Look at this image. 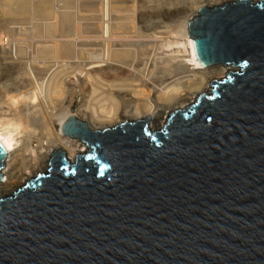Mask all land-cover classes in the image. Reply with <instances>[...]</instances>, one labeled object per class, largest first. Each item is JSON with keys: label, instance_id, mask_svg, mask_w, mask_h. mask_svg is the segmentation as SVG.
Masks as SVG:
<instances>
[{"label": "water", "instance_id": "obj_1", "mask_svg": "<svg viewBox=\"0 0 264 264\" xmlns=\"http://www.w3.org/2000/svg\"><path fill=\"white\" fill-rule=\"evenodd\" d=\"M201 7L186 24L202 68L237 69L167 115L91 131L0 199V264H264V1ZM6 150L0 143V171ZM2 181L0 173V182Z\"/></svg>", "mask_w": 264, "mask_h": 264}, {"label": "bare ground", "instance_id": "obj_2", "mask_svg": "<svg viewBox=\"0 0 264 264\" xmlns=\"http://www.w3.org/2000/svg\"><path fill=\"white\" fill-rule=\"evenodd\" d=\"M159 1L161 2L157 3ZM169 1L80 0V3H76H79L77 11L80 14H77L81 17H77L85 23L87 20L85 26L78 25L80 21L76 22L73 14L75 20H72V3L70 7L64 6L62 11H57L59 14L54 12L57 14L56 19L47 21L46 24L44 21L50 20L53 13L49 5L56 2L51 4L50 1L47 4L42 0H35L34 3L31 1L32 4L26 10L30 9L31 16L35 17L33 19L30 16L31 23L32 19L34 22L37 18L44 20L42 25L45 23L46 27L42 26L41 29L44 32L45 27L46 34L43 36L42 32L43 37L47 34V37H52L51 27L55 25L60 31H57L59 36L65 32L62 40H49L50 44L43 43L44 39L38 37V21V27L34 25V30L31 25L33 31L27 28L23 32L25 26H30L25 25L22 20L16 21L18 24L8 21L0 12V143L6 150V159L2 172L0 171V199L10 197L17 188L27 180H34L38 174L48 173L51 151L64 150L69 163H72L76 155L84 153V143L60 133V126L68 117L73 116L74 119L85 122L91 131L103 132L104 129L111 131L125 122L143 121L147 115L150 117L146 126L148 132L157 133L163 130L168 114L194 104L195 98L202 94L209 95V82L220 81L228 72L237 71L221 65L200 67L193 57L191 38L186 36L187 22L198 17L196 12L201 7L211 8L221 6L222 3L229 5L235 0H204L192 9L190 6L193 0L189 6L191 12H187L188 14L185 13L184 3L181 4L182 0ZM248 1L252 5L260 3L258 0ZM60 3L59 1L60 6L68 5L66 2ZM0 4L4 7L10 5L9 0H0ZM41 5L43 8L40 9ZM56 8L58 10V6ZM182 15L185 16L184 20L181 19ZM179 18L183 21L178 20L176 23ZM91 20L97 21L96 25ZM21 22L25 25L24 29L20 28L23 33L19 32V28V31H14L19 32L18 36L22 37H16L13 29ZM169 22L177 24L175 26L172 23L177 29L172 28V24L167 26ZM171 28L183 37L182 41L186 45L181 42L172 43L171 40L174 37L176 39V35L172 38L173 35L169 32L172 45L168 41L169 45L166 43L163 46L180 47L184 55L174 51L176 55L174 53L173 57L170 56L171 59L166 58L164 61L161 57L163 61L159 58L158 62L153 59L157 47L155 42H159L161 37L167 38L169 34H164L172 30ZM29 30L28 33L41 40L34 43L35 52L30 50V53L34 52L32 57L27 55L29 49H26L27 53L23 49L29 41V34L26 35ZM1 36L8 39L4 45L1 44ZM33 37L30 36L35 40ZM77 46H88L90 52L93 48L96 51V55L93 52L94 59L89 60V52L86 53L88 60H83L85 56L80 58L85 54L86 47H81L84 48V51L81 50L84 53L77 57V52L81 53L78 50L81 48L76 49ZM67 69L71 71H68L70 75L73 73L74 77H71H76L80 91L86 92L82 105L75 111L68 109L73 89L68 88L69 84L67 88L64 87L63 78L69 75ZM3 101L6 103L3 105H7V108L3 106L5 111L2 109ZM52 123L57 129L52 130Z\"/></svg>", "mask_w": 264, "mask_h": 264}, {"label": "rangeland", "instance_id": "obj_3", "mask_svg": "<svg viewBox=\"0 0 264 264\" xmlns=\"http://www.w3.org/2000/svg\"><path fill=\"white\" fill-rule=\"evenodd\" d=\"M31 1H32V3L35 2V0H9V4H10V5H8V6H6V7H4V6H2V5L0 4V12H2V15H4L5 18H6L8 21H11V22L14 21V22H16V21H20V20H22V21H24L25 25L30 26V27H26V26L24 25V23L21 22L23 25H22L21 23H19L20 26L18 25V27H14L13 31H14V30H15V31H19V30H20L19 32H20V33H23V32H25V31L27 30V28H29L30 30H32V28H33V30H34V27L37 26V25H36V22L38 21V26H40V27H39V36H38V37H40V38L42 37V38L44 39V41L42 40L43 43L50 44L49 40L54 41V39H57V38H58L57 41L62 40V37L65 35V34H64L65 32L61 33L62 35L60 34V36H59V32H60V31L57 30V26L55 25V26L51 27V29H53L52 34H50L52 37L49 36L50 39H48L49 37H47V36H48V34H47L45 37H47L48 40L46 39V41H45V37H43V36L46 34V33H45V31H46L45 23L47 24V21H49V22L54 21V20L56 19L55 16H56L57 14H59L57 11H62V8H64V6H69V7H70V6H71L70 3H72V7L74 8V10H72L73 8H70L71 10L69 9V10L71 11L70 14H71V15L73 14V15L76 16V20H75V16L72 15V17H73L72 20H75L76 22H77V20H79L80 22H78L77 24H78V25H80V24H84L83 26H85V24L88 23L87 20H85V21H86V23H85V22H83L84 20L81 21V20H80L81 18H78V17L80 16V15H79V14H80V11H77V10L79 9L78 7H79V3H80L79 1H80V0H79V1H78V0H77V1H75V0H63V2H62V0H59V1L61 2L60 4H65V2H66V4H68V5H63V6H62V5H61V6L59 5V1H56V0L53 1V0H50V1H52L51 4H54L55 2H56V4H57V2H58L57 5H56V4H54V5H52V6L49 5V8L51 7V9H52V10H50V11L53 12V13L51 14V18H50V20H45V21H44V20H42V19H39V20H38V18H37V20H35V22H34V20H33V19H35V17H32V16H31V14H30V9H29V10H26V8H29L30 5L32 4ZM42 1H44V2L47 3V4H50V3H49V2H50L49 0H47V2H46L45 0H42ZM64 1H65V2H64ZM74 1H75V2H74ZM81 1H82V0H81ZM162 1L164 2V0H162ZM166 1H167V0H166ZM168 1H169V0H168ZM170 1L172 2L173 0H170ZM170 1H169V2H170ZM185 1H186V2H185ZM185 1L182 0V2H181V4L184 3V4H183L184 6H183V5H182V6L186 9L185 13H187V12L190 13V12H191V10L189 11V8H190V7L193 9V8H195V6H196L197 4L200 5L201 2H204V0H198V1H197V0H196V1H195V0H194V1H193V0H185ZM191 1L195 2V3L192 2V6H190V5H191ZM76 2H79V3L77 4ZM160 2H161V1H159V2H157V3H160ZM187 4H188V6H187ZM75 5H76V6H75ZM77 5H78V6H77ZM56 6H58V10H57ZM74 6H75V7H74ZM189 6H190V7H189ZM193 6H194V7H193ZM59 7H60V8H59ZM41 8H43L42 5L40 6V9H41ZM75 8H77V9L75 10ZM191 8H190V9H191ZM73 11L76 12V13H72ZM54 12H56L57 14L54 13ZM77 12H78L79 14H77ZM39 13H41V12H39ZM188 13H187V14H188ZM187 14H186V15H187ZM184 15H185V14H184ZM30 16H31V18H33L32 21H33L34 23H33V22L31 23V18H30ZM77 16H78V17H77ZM80 17H81V16H80ZM183 17H185V16L182 15V18H181V19H183ZM29 18H30V21H29ZM77 18H78V19H77ZM82 19H83V18H82ZM181 19H180V18L177 19V20H176V23H178V22H177L178 20H179V21H183V20H184V19H183V20H181ZM51 20H52V21H51ZM25 21H26V22H25ZM43 21L45 22L44 25H42V24H43ZM75 21H73V23H75ZM29 22H30V23H29ZM39 22H42V23L40 24ZM81 22H83V23H81ZM90 22H94V24H95V22H97V21L91 20ZM16 23H17V22H16ZM27 23H29V24H27ZM169 23H170V24H169ZM169 23H168V25H167V26H169V27H170V25H171L172 23L174 24V22H169ZM17 24H18V23H17ZM17 24H16V26H17ZM52 24H53V23H52ZM77 24H74V25L76 26ZM173 24L171 25V27L173 26L172 28L177 29V28H175V26H176L177 24H174L175 26H174ZM21 25H22V26H21ZM31 25H33L32 28H31ZM34 25H35V26H34ZM74 25H73V26H74ZM95 25H96V24H95ZM13 26H15V24H14ZM23 26H25V28H26L24 31L21 30V29H24ZM38 26H37V27H38ZM42 26H45V27H43V28L45 29V30L43 29L44 32H43L42 29H41ZM21 27H22V28H21ZM77 27H78L79 29L82 28V26H80V27L77 26ZM18 28H19V30H18ZM20 28H21V29H20ZM172 28H171V29H172ZM69 29H70V27H69ZM69 29H68V30H69ZM169 29H170V28H169ZM169 29H168V30H169ZM174 29H172V30H170V31H167V32L164 34L165 36H166L167 34H169V36H168V35L166 36L167 38H164L165 40H164L162 37L159 39L160 41H161V40H162V41L164 40V41H163L164 44H163V43L161 44L162 41H161V42H160V41L158 42V41L156 40L158 43L155 42L156 45H157V47H156V49H155V51H154V56H153V59H156V61L160 62V61H163L164 59L166 60V58H167V60H168V58L171 59V57H173L172 55L175 53L174 51H177L180 55H184V53H183V51H182L183 49H180V47H175V46H174V48H173V46H172V47L170 46V47H169L170 49H169V48H165V46H163V45H165L166 43H168V45H169V42H168V41H170L175 35H176V39H177V40L174 39V38H175V37H174V38L171 40L172 43H174V42H178V43H180V42H181V43H185V45H186V42H185V41H184V42L182 41V40H184L183 37H181L178 33L174 32ZM30 30L27 31V34L24 33V34H26L27 36H28V34H29V37H28V38H29V39H28L29 41H31V40H32L31 38L33 37V36L31 35L32 33H31V34L28 33V32H30ZM33 30H32V31H33ZM40 30H41V31H40ZM70 30H71V29H70ZM70 30H69V31H70ZM15 31H14V32H15ZM22 31H23V32H22ZM32 31H31V32H32ZM57 31H59V32L57 33ZM172 31H173L175 34H174ZM14 32H13V35L17 37L19 32H15V33H14ZM42 32H43V33H42ZM169 32L172 33V34H171V35H173L172 38H170L171 35H170ZM41 33H42V35H43L44 33H45V34L42 36ZM15 34H16V35H15ZM26 35H25V36H26ZM53 35H55V37H54ZM164 35L162 34L161 36L165 37ZM14 36H13V37H14ZM20 36L22 37V35H19L18 37H20ZM30 36H31V38H30ZM177 36H178V37H177ZM179 36H180V37H179ZM1 37H2V36H1ZM16 37H14V39H15ZM38 37H33V39L35 38V40H32L33 42H32V41H31V42L28 41V42H27V45L25 46V48H23V49L25 50V53H27V51H28V50H26V49H29V51H28L29 53H27V55L30 54L31 57H32V55H33L34 52H35L34 48L36 47V45H35L34 43L36 42V40L39 41V42H41V40H39L40 38L38 39ZM2 38H3V39H2V43H1V44L4 45L5 40H8V39H7V38H4V37H2ZM36 38H37V39H36ZM51 38H52V39H51ZM60 38H61V39H60ZM166 39H167V42H166ZM3 40H4V41H3ZM175 40H176V41H175ZM55 41H56V40H55ZM171 41H170V45H172V44H171ZM6 43H7V41H6ZM6 43H5V44H6ZM155 43H154V44H155ZM33 44H34V45H33ZM36 44H38V43H36ZM31 45H32V46H31ZM156 45H155V46H156ZM166 45H167V44H166ZM33 46H35V47H33ZM29 47H32V48L30 49ZM78 47L81 48V47H84V46H77L76 49H78ZM85 47H86V46H85ZM85 47H84V48H85ZM186 47H187V46H186ZM84 48H81V49H78V50H80V52H81V50L84 51V50H83ZM86 48H88V46H87ZM86 48H85V51H84L85 54H82V53H84V52H81V53L79 54V51H78V52H77V54H78L77 57H78L79 55L82 54L83 56H81V57L79 56V57H80V58H82V57L84 58V56H85L87 59L84 58L83 60H88V56L86 55V53L89 52V53H88V54H89V60H91L92 58L94 59L95 56H94V53H93V52H95V55H96V51H94V49L91 48V49H92V50H91L92 52H90V48L87 49L88 51L86 50ZM94 48H95V47H94ZM162 48H163V49H162ZM164 48H165V49H164ZM178 48L180 49V51H179ZM35 49H36V48H35ZM30 50H33L34 52L31 51L32 53H30ZM156 50H157V51H156ZM169 50H170V51H169ZM166 52H167V53H166ZM170 52H171V55H169ZM178 53H177V54H178ZM182 53H183V54H182ZM179 54H178V55H179ZM175 55H176V53L174 54V56H175ZM90 56H91V58H90ZM92 56H93V57H92ZM159 56H160V57H159ZM163 56H165V58H164ZM166 56H167V57H166ZM170 56H171V57H170ZM26 57H27V56H26ZM28 57L30 58V56H28ZM156 57H157L158 59H157ZM161 57L163 58V60L161 59ZM159 58H160V61H159ZM79 60H80V59H79ZM165 60H164V61H165ZM70 65H71V64H70ZM72 66H73V65H72ZM229 69H232V68H229ZM75 70H76V68H75ZM233 70H234V69H233ZM68 71H69V70L67 69V74H68L69 72H71V71H69V72H68ZM65 72H66V71H65ZM75 72H76V71H75ZM64 74H66V73H64ZM72 74H73V73H72ZM72 74L70 75V73H69L70 76L67 75L66 77L64 76V78H63V82H64V81L66 82V84H65V82H64V87L67 88V87H68V84H69V87H68V88H69V89H70V88L73 89V94L71 95V98H70V107L68 108L69 111H75L77 108H79V106L82 105L83 99H85V96H86V92H84V91H80V88H79V86H78V82H77V80H76V77H75V79H74V78H73L74 76H73ZM71 76H73V77H71ZM225 76H226V75H225ZM225 76H224V77H225ZM224 77H223V78H224ZM75 80H76V81H75ZM75 82H77V83H75ZM78 88H79V89H78ZM80 92H81V93H80ZM84 93H85V94H84ZM83 94H84V95H83ZM209 94H210V93H209ZM83 96H84V98H83ZM80 101H81V102H80ZM4 103H5V101H3V103H2V107L6 104V103H5V104H4ZM3 104H4V105H3ZM79 104H80V105H79ZM6 106H7V105H6ZM6 106H4V107H6ZM64 106H65V104H64ZM4 107L2 108V109H4L3 111L6 110ZM6 108H7V107H6ZM25 122L27 123V121H25ZM26 123H24V124L26 125ZM28 128H30V126H29ZM51 128H52V130L57 129V127H56L55 124H53V123L51 124ZM31 129H32V128H31ZM84 148H85V147H84ZM84 153H85V150H84ZM1 172H2V170H1ZM41 174H43V173H41ZM24 184H25V183H24ZM24 184H23V185H24ZM23 185H22V186H23ZM17 189H18V188H17Z\"/></svg>", "mask_w": 264, "mask_h": 264}]
</instances>
